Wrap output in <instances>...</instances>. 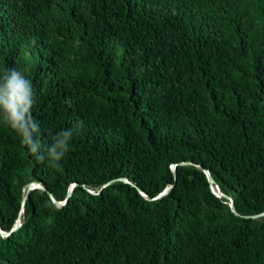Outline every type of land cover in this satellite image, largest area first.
Returning a JSON list of instances; mask_svg holds the SVG:
<instances>
[{"label":"trees","instance_id":"trees-1","mask_svg":"<svg viewBox=\"0 0 264 264\" xmlns=\"http://www.w3.org/2000/svg\"><path fill=\"white\" fill-rule=\"evenodd\" d=\"M13 68L79 131L0 123V264H264V0H0Z\"/></svg>","mask_w":264,"mask_h":264},{"label":"clouds","instance_id":"clouds-1","mask_svg":"<svg viewBox=\"0 0 264 264\" xmlns=\"http://www.w3.org/2000/svg\"><path fill=\"white\" fill-rule=\"evenodd\" d=\"M35 92L30 79L16 70L6 69L0 76V123L18 135L21 143L38 161H61L70 150V141L79 131V125L61 130L49 145L37 139L40 127L31 114Z\"/></svg>","mask_w":264,"mask_h":264},{"label":"water","instance_id":"water-1","mask_svg":"<svg viewBox=\"0 0 264 264\" xmlns=\"http://www.w3.org/2000/svg\"><path fill=\"white\" fill-rule=\"evenodd\" d=\"M207 177H208V180L210 182H212V178L209 174H207ZM28 190H30V187H28ZM213 192L218 196H222V194L220 193V191L218 189L216 191L213 190ZM25 199H26V197H25ZM230 208L232 211L234 210V204H233V201L231 199H230ZM18 225H19V223L17 222V224L15 225V229L18 227Z\"/></svg>","mask_w":264,"mask_h":264}]
</instances>
